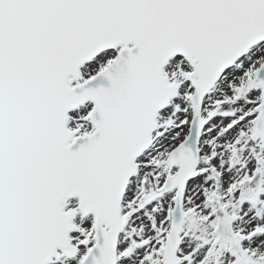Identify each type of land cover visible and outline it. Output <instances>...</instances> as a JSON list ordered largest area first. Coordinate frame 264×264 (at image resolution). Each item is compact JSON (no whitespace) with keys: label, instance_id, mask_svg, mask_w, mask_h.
Masks as SVG:
<instances>
[{"label":"snow or ice","instance_id":"snow-or-ice-1","mask_svg":"<svg viewBox=\"0 0 264 264\" xmlns=\"http://www.w3.org/2000/svg\"><path fill=\"white\" fill-rule=\"evenodd\" d=\"M0 264H264V0H0Z\"/></svg>","mask_w":264,"mask_h":264}]
</instances>
